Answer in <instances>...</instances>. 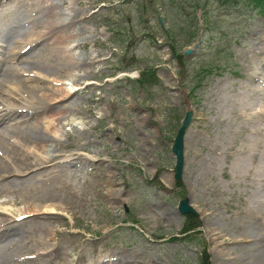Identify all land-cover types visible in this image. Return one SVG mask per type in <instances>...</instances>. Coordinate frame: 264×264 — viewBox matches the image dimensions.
I'll use <instances>...</instances> for the list:
<instances>
[{"label":"rangeland","instance_id":"374dc122","mask_svg":"<svg viewBox=\"0 0 264 264\" xmlns=\"http://www.w3.org/2000/svg\"><path fill=\"white\" fill-rule=\"evenodd\" d=\"M47 1L62 20L76 15L74 60L101 58L58 62L66 89L78 87L46 152L72 157L0 193L15 213L20 197L63 206L17 219L20 244L50 251L43 264H199L203 247L210 264H264V11L246 0ZM9 11L1 1L0 18ZM49 48L35 59L46 64ZM145 68L159 79L133 81ZM190 107L177 184L170 144ZM183 195L200 210L192 239L180 232Z\"/></svg>","mask_w":264,"mask_h":264},{"label":"bare ground","instance_id":"6f19581e","mask_svg":"<svg viewBox=\"0 0 264 264\" xmlns=\"http://www.w3.org/2000/svg\"><path fill=\"white\" fill-rule=\"evenodd\" d=\"M1 1L17 8L25 6L29 12L25 23L30 25L23 38L14 37L12 41V33L15 27L21 25L22 18L14 12L0 21V187L3 188L0 193L9 192L7 185L15 184L18 178L24 181L34 173L43 174L41 172L48 170L60 158L72 157V153L49 154L46 147L50 140L57 143L53 134L59 131L61 114L74 108L70 103L63 104L73 92L66 89L64 77L57 70L58 62L65 66L64 69L78 63L70 52L69 43L75 32L71 27L76 15L62 20L53 11L54 3L47 0ZM30 14L35 15L31 17ZM51 35L52 39L46 43ZM2 40H7V45L11 47L3 44ZM47 44L50 48L46 64H43L37 56L35 59L34 54ZM100 58L101 54H95L88 56V61L83 59L79 63H91ZM19 64H22L21 67ZM72 84L77 87V82L72 81ZM13 202L18 205L23 203L20 213L11 212L7 202H0V264H43L40 258L50 251L36 252L20 244L24 232L21 224L25 223V219L15 221L29 214L53 212L63 206L46 203L39 198L37 201H25L20 197ZM30 252L33 253L29 255Z\"/></svg>","mask_w":264,"mask_h":264},{"label":"water","instance_id":"95a60500","mask_svg":"<svg viewBox=\"0 0 264 264\" xmlns=\"http://www.w3.org/2000/svg\"><path fill=\"white\" fill-rule=\"evenodd\" d=\"M190 115H191V110L190 111H186L184 118L182 119V122L180 124V128L178 129L175 138H174V142L172 144V150L175 153V156L177 158L176 160V164H175V168H177V171L175 172V176L176 177H180V173L182 170V163H183V133L184 130L186 128V126L188 125L187 123L190 120ZM178 209L180 212H184V211H191L194 212L195 211L192 209V207L188 204V200L187 198H183L182 200H180L179 205H178Z\"/></svg>","mask_w":264,"mask_h":264},{"label":"trees","instance_id":"16d2710c","mask_svg":"<svg viewBox=\"0 0 264 264\" xmlns=\"http://www.w3.org/2000/svg\"><path fill=\"white\" fill-rule=\"evenodd\" d=\"M247 2H254L255 3V5H257V6H260V7H263V9H264V0H247ZM180 57V56H179ZM198 222H197V220H196V218L194 217V216H192V215H188V219H187V221H186V223H185V228H192V227H194L196 224H197ZM205 254V256H204V259H205V261H206V263L205 264H207V254L206 253H204Z\"/></svg>","mask_w":264,"mask_h":264}]
</instances>
